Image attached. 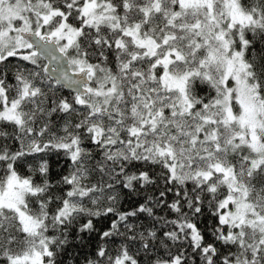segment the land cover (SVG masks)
<instances>
[{"label":"snow or ice","instance_id":"snow-or-ice-1","mask_svg":"<svg viewBox=\"0 0 264 264\" xmlns=\"http://www.w3.org/2000/svg\"><path fill=\"white\" fill-rule=\"evenodd\" d=\"M0 264H264V0H0Z\"/></svg>","mask_w":264,"mask_h":264}]
</instances>
